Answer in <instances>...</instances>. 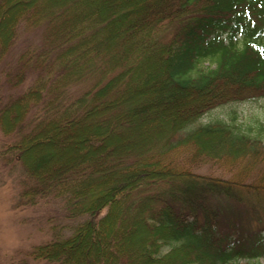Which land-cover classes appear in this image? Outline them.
Instances as JSON below:
<instances>
[{
  "label": "trees",
  "instance_id": "trees-1",
  "mask_svg": "<svg viewBox=\"0 0 264 264\" xmlns=\"http://www.w3.org/2000/svg\"><path fill=\"white\" fill-rule=\"evenodd\" d=\"M33 29L41 41L7 74L10 98L0 95V132L13 139L0 160L22 169L21 205L56 200L72 224L28 257H264L261 141L222 122L179 136L209 110L264 98V0H0V60ZM206 60L214 67L197 73ZM180 147L194 148L193 165L240 172L232 181L167 163Z\"/></svg>",
  "mask_w": 264,
  "mask_h": 264
},
{
  "label": "rangeland",
  "instance_id": "rangeland-1",
  "mask_svg": "<svg viewBox=\"0 0 264 264\" xmlns=\"http://www.w3.org/2000/svg\"><path fill=\"white\" fill-rule=\"evenodd\" d=\"M40 41L41 30L21 31L11 52L0 60V95L1 100L4 102L10 98V92L12 91L9 89L7 74L13 72V69L16 68L21 53L28 47L39 44ZM213 67L214 65L206 60L200 63L196 69L197 73L207 72ZM221 122L229 125L233 131L246 134L251 139H259L262 146H264V98L229 103L209 110L184 133H180L179 136L183 137L186 133L199 127ZM12 140V138L4 136L0 132V149ZM193 152L194 148L192 147H180L166 158V162L201 175L220 177L232 181L237 178L240 168L234 169L229 164L205 162L193 165L190 162ZM247 176L245 181L247 183L252 182L251 172ZM21 178L22 169L20 167L7 168L0 160V264H56L33 260L28 257L29 253L37 245L50 241L56 228L72 223L66 218L64 206L56 200L39 201L37 204L27 206L21 205L18 202L17 194L21 189ZM259 214L264 220V212ZM248 216L250 214L243 217L242 225L252 228L253 231L259 228V222L252 216ZM262 236L264 237V234ZM174 245L172 243L164 247L162 253L168 252ZM234 263L264 264V257L253 260L236 259Z\"/></svg>",
  "mask_w": 264,
  "mask_h": 264
}]
</instances>
